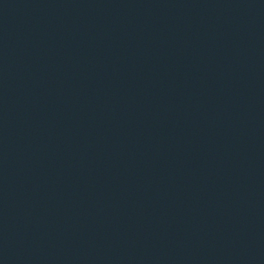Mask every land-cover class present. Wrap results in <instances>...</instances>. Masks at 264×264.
I'll use <instances>...</instances> for the list:
<instances>
[{
  "label": "water",
  "instance_id": "95a60500",
  "mask_svg": "<svg viewBox=\"0 0 264 264\" xmlns=\"http://www.w3.org/2000/svg\"><path fill=\"white\" fill-rule=\"evenodd\" d=\"M0 264H264V0H0Z\"/></svg>",
  "mask_w": 264,
  "mask_h": 264
}]
</instances>
